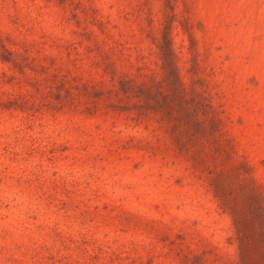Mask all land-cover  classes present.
<instances>
[{"label": "rangeland", "instance_id": "374dc122", "mask_svg": "<svg viewBox=\"0 0 264 264\" xmlns=\"http://www.w3.org/2000/svg\"><path fill=\"white\" fill-rule=\"evenodd\" d=\"M0 264H264V0H0Z\"/></svg>", "mask_w": 264, "mask_h": 264}, {"label": "trees", "instance_id": "16d2710c", "mask_svg": "<svg viewBox=\"0 0 264 264\" xmlns=\"http://www.w3.org/2000/svg\"><path fill=\"white\" fill-rule=\"evenodd\" d=\"M171 52L167 47V40H165L161 45V70L163 72V85L167 88V70L171 72V76L174 75L173 68L171 66Z\"/></svg>", "mask_w": 264, "mask_h": 264}]
</instances>
